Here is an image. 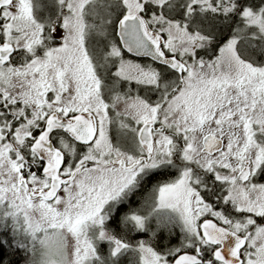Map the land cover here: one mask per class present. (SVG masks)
<instances>
[{"label": "snow or ice", "instance_id": "1", "mask_svg": "<svg viewBox=\"0 0 264 264\" xmlns=\"http://www.w3.org/2000/svg\"><path fill=\"white\" fill-rule=\"evenodd\" d=\"M0 264H264V0H0Z\"/></svg>", "mask_w": 264, "mask_h": 264}]
</instances>
